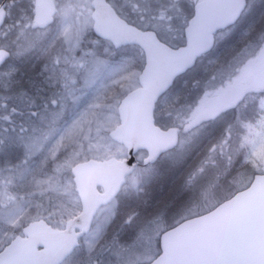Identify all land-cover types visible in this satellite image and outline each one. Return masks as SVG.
I'll list each match as a JSON object with an SVG mask.
<instances>
[{
	"label": "rangeland",
	"instance_id": "obj_1",
	"mask_svg": "<svg viewBox=\"0 0 264 264\" xmlns=\"http://www.w3.org/2000/svg\"><path fill=\"white\" fill-rule=\"evenodd\" d=\"M119 1L120 10L130 1L127 8L141 6L153 14L168 5L167 0ZM246 1L243 18L216 35L211 54L198 61L160 101L157 117L164 126H177L182 131L179 148L159 163L138 168L119 196L98 212L90 232L79 240L63 264L151 261L159 252V237L166 228L207 211L221 201L218 199L245 187L254 174L264 173V93L250 96L246 94L249 85L238 88L230 84L235 80V71L255 56L264 31V13L262 18L259 15L264 12V0ZM55 2L53 23L34 28V0H13L0 32L1 46L14 53V60L0 70V251L29 221L45 218L62 228L79 213L73 164L125 155L124 147L109 133L119 122L120 100L138 86L139 49H116L109 41L98 38L90 40V47L85 48L77 35L92 28V0ZM79 52L91 61L86 76L67 89L58 87L69 70L71 57ZM221 53L225 55L218 57ZM29 59L42 64L40 73L44 79V86L36 90L31 86L34 93L26 98H32L26 101L29 110L40 107L38 100L43 101V107L59 100L57 88L65 94L60 116L51 125L45 124L44 134L33 146H26L27 136L22 138L23 131L16 127L17 123L14 130L4 126L8 110L26 106L22 97L19 100V96L8 97L5 93L16 83L18 64ZM222 93L225 109L237 101L256 103L254 123L245 112L238 115L242 124L240 138L229 141L228 113L210 122L211 126L222 127L224 132L219 135L211 136L210 129L204 127L185 130L190 105L199 102L202 94ZM40 121L42 115H28L23 120L35 127ZM143 157L141 153L139 159ZM178 186L182 193L176 196ZM98 226L103 228L102 234L93 246H88L86 241Z\"/></svg>",
	"mask_w": 264,
	"mask_h": 264
},
{
	"label": "water",
	"instance_id": "obj_2",
	"mask_svg": "<svg viewBox=\"0 0 264 264\" xmlns=\"http://www.w3.org/2000/svg\"><path fill=\"white\" fill-rule=\"evenodd\" d=\"M8 0L0 2V29L6 18ZM93 30L116 48L137 45L144 50L145 67L139 87L131 90L118 106L119 123L110 137L126 148V157L89 159L72 168L81 211L53 228L44 220L29 223L22 235L0 251V264H62L90 231L97 211L120 192L126 178L138 166L136 154L146 150L143 165L154 163L178 142L176 129L155 125L154 109L175 79L192 68L198 57L213 47L211 35L234 23L244 10V0H203L186 28L187 45L174 49L159 42L154 32H142L123 21L108 0H92ZM53 0H35V23L45 27L53 22ZM238 13V14H237ZM0 50V66L8 58ZM264 90V43L243 74ZM101 188L99 191L98 188ZM161 254L151 264H264V173L213 210L185 220L166 231L160 239Z\"/></svg>",
	"mask_w": 264,
	"mask_h": 264
},
{
	"label": "flooded vegetation",
	"instance_id": "obj_3",
	"mask_svg": "<svg viewBox=\"0 0 264 264\" xmlns=\"http://www.w3.org/2000/svg\"><path fill=\"white\" fill-rule=\"evenodd\" d=\"M144 1L145 0H143V2ZM200 1L201 0H197L196 3L194 4L193 2H191V0H171V1L167 0L168 5H164L161 9H159L158 11H155L156 14L145 11L144 9L141 8V6H135V5H131V7L129 6L128 11H124V14L122 13V11H119L118 13L123 19L135 25L140 30L153 31L156 33L160 41L164 42L165 44L173 48H179L185 44L186 27L190 19L194 15V6ZM128 3H131V2L128 1ZM188 8L190 9V12H188ZM244 13H242L239 20L235 24H237L240 21V19L243 18ZM263 13H264L263 11L259 12V15L261 16V18L263 16ZM254 18L255 16L251 17L252 20ZM217 34L218 33H216L213 36L215 46H216V35ZM261 41H264V31L262 32ZM138 49H139V57L141 59L139 74H141L144 68V65H145V54L142 48L138 47ZM259 50H260V47L252 59L256 57ZM210 54L211 52H209L208 54H205L204 56H202V58H205L209 56ZM222 54L225 55L224 53H221L218 55V57L221 56ZM244 68H241L235 71V74L233 75V77H235V80H231L230 82L231 85L233 86L237 85L238 88H240V86L250 85V82L247 84L241 83ZM184 76L178 78L175 82V85ZM221 90H223V88ZM249 92L251 93V95L261 94L260 91L255 90L253 88H250ZM222 100H223V93L220 95L216 94L213 96H207V95L203 96L202 94L200 97V101L194 102V104H191L189 107L190 115L185 118L186 120H184L186 122V126L184 127L186 128L185 130L190 131L192 129L195 130L198 127H204L205 130L210 129L211 136L219 135L221 131H223L222 127H219L218 124L211 126L210 122L214 118H219L225 115V113H228L227 121L231 120V124H230L231 128L228 127L229 129L227 131V133L230 134L229 141L240 138L239 130L242 124L240 125V121L238 120V115L245 112V114L249 116L248 117L249 121L254 123L253 117H254V113L256 109L255 103H251L250 105H245L243 103L240 104L241 102L237 101L232 108L225 109L224 103L222 102ZM159 104L160 102L158 103L156 107V111H155L156 123L162 128H171V127L177 128L178 131L181 133L182 131L180 127H177V126L166 127L163 125L161 118L157 117L158 110H159L158 109ZM243 106L246 107V109H244ZM187 124H188V127H187Z\"/></svg>",
	"mask_w": 264,
	"mask_h": 264
},
{
	"label": "trees",
	"instance_id": "obj_4",
	"mask_svg": "<svg viewBox=\"0 0 264 264\" xmlns=\"http://www.w3.org/2000/svg\"><path fill=\"white\" fill-rule=\"evenodd\" d=\"M78 38H82L84 44L86 43V46L83 44L85 48L90 47L88 42L90 41L91 38L94 37V33L91 28L85 29L82 33L79 32L77 35ZM14 60L13 56L11 58ZM91 61L87 57H83L81 53L79 52L78 54H73L71 57V63L69 65V71L67 75L64 77L62 81H60L58 87L60 86L61 88H67L73 81H78L79 79H82L86 76V71L90 67ZM19 68L16 72V75L14 76V85L11 87V89L5 93L8 95V97H18L19 100L22 97V102L26 104L21 109H17L15 107L11 108L9 111L8 110V115L6 116L7 122H5L4 126L6 130H14L15 124L16 127L23 131L22 138H24V135L27 136L28 142H25L26 146L28 143V146H33L36 145L37 141L39 140V137L44 134L45 130L44 128H47V125H51L54 119L60 116V111L59 108L61 107V102L62 101V95L60 90V97L58 96L55 101V104L50 103L47 105V107H43V101H36L40 107H37L36 109L29 110L28 109V103L26 102L29 99L32 100V98H28V95L31 93H34L33 90L30 91L31 86L36 90V88L44 86L42 81V73H40L41 66L42 64L40 62H36L34 59H29V60H23L18 64ZM58 89V88H57ZM12 98V99H13ZM29 110V111H28ZM30 116H39L42 115L43 121H40V124L37 122V125H26L24 124L23 120L26 119V117ZM20 120V121H19ZM176 191V196H179L182 192L179 189V186ZM211 194V193H210ZM225 198L223 197L222 199H218L217 201L224 200ZM217 198V197H216Z\"/></svg>",
	"mask_w": 264,
	"mask_h": 264
},
{
	"label": "bare ground",
	"instance_id": "obj_5",
	"mask_svg": "<svg viewBox=\"0 0 264 264\" xmlns=\"http://www.w3.org/2000/svg\"><path fill=\"white\" fill-rule=\"evenodd\" d=\"M103 228L101 226H98L92 236L86 241V244L88 246H93L97 238L102 234Z\"/></svg>",
	"mask_w": 264,
	"mask_h": 264
},
{
	"label": "snow or ice",
	"instance_id": "obj_6",
	"mask_svg": "<svg viewBox=\"0 0 264 264\" xmlns=\"http://www.w3.org/2000/svg\"><path fill=\"white\" fill-rule=\"evenodd\" d=\"M238 14V13H237Z\"/></svg>",
	"mask_w": 264,
	"mask_h": 264
}]
</instances>
